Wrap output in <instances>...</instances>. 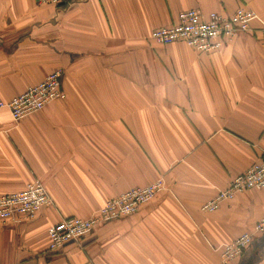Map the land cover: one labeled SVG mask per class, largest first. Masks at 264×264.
<instances>
[{
  "label": "crops",
  "instance_id": "crops-1",
  "mask_svg": "<svg viewBox=\"0 0 264 264\" xmlns=\"http://www.w3.org/2000/svg\"><path fill=\"white\" fill-rule=\"evenodd\" d=\"M239 7L253 30L218 49L149 38L182 11ZM263 24L264 0H0V97L55 69L65 95L18 121L0 109V194L39 181L52 201L0 220V264H222L223 245L264 216V188L201 209L264 149ZM155 180L135 213L47 252L49 226ZM231 264H264V233Z\"/></svg>",
  "mask_w": 264,
  "mask_h": 264
},
{
  "label": "built area",
  "instance_id": "built-area-1",
  "mask_svg": "<svg viewBox=\"0 0 264 264\" xmlns=\"http://www.w3.org/2000/svg\"><path fill=\"white\" fill-rule=\"evenodd\" d=\"M75 1L38 0L41 4L55 7H69ZM253 19L254 12L245 7L237 8L230 15L209 12L206 18L198 9L191 8L178 14V22L175 25L154 29L149 38L159 44L180 40L197 50L210 51L220 48L240 32L253 30ZM257 30L264 35V24L257 27ZM62 75L61 69H55L42 81L28 86L22 93L7 100L0 97V109H7L12 118L18 121L24 115L41 109L55 99H63L65 95L61 88ZM161 187L160 180L144 186L132 187L106 199L87 218L71 216L61 219L47 229V252H57L69 241L78 242L104 221L116 220L135 213ZM262 188H264V149L256 162L233 177L228 186L206 201L201 209L206 212L213 211L222 201L232 199L238 193ZM51 202V197L41 182L28 183L19 191L0 194V220L18 222L21 219L34 218ZM263 233L264 216L258 219L250 230L242 232L223 245L220 251L221 263H233L241 256L253 238Z\"/></svg>",
  "mask_w": 264,
  "mask_h": 264
}]
</instances>
